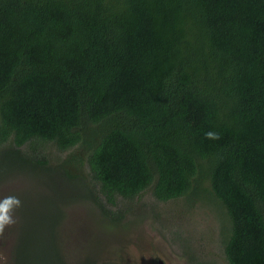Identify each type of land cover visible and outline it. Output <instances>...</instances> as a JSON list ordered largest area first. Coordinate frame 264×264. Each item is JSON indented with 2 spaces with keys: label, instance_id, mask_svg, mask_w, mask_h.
Segmentation results:
<instances>
[{
  "label": "trees",
  "instance_id": "obj_1",
  "mask_svg": "<svg viewBox=\"0 0 264 264\" xmlns=\"http://www.w3.org/2000/svg\"><path fill=\"white\" fill-rule=\"evenodd\" d=\"M19 173L112 222L203 203L225 263L264 264V0H0V188ZM15 210L13 264H70L62 209L32 232Z\"/></svg>",
  "mask_w": 264,
  "mask_h": 264
},
{
  "label": "rangeland",
  "instance_id": "obj_2",
  "mask_svg": "<svg viewBox=\"0 0 264 264\" xmlns=\"http://www.w3.org/2000/svg\"><path fill=\"white\" fill-rule=\"evenodd\" d=\"M52 152L64 154L55 148ZM39 177L31 173L10 175L8 184L0 188V204L17 191L12 197L19 204L6 205V214L18 208L29 232L37 229L40 221L49 225L53 213L57 215L58 207L62 209L54 236L70 264H198L197 260L217 264L223 260L227 264L220 242L223 221L210 206L199 202L190 206L184 197L161 203L148 193L138 201L126 200L128 213L122 220L112 222L91 200L69 197L72 186L62 182L61 176L57 190ZM39 212L44 216L40 217ZM10 217L12 222L0 229V264H13L16 231ZM44 233L50 239V232ZM195 256L197 259L191 261L190 257ZM159 259L162 263L157 262Z\"/></svg>",
  "mask_w": 264,
  "mask_h": 264
},
{
  "label": "clouds",
  "instance_id": "obj_3",
  "mask_svg": "<svg viewBox=\"0 0 264 264\" xmlns=\"http://www.w3.org/2000/svg\"><path fill=\"white\" fill-rule=\"evenodd\" d=\"M15 203L19 204V200L14 197L5 198V202L0 204V229L4 227L5 224H9L12 222L11 217L6 215V205Z\"/></svg>",
  "mask_w": 264,
  "mask_h": 264
},
{
  "label": "flooded vegetation",
  "instance_id": "obj_4",
  "mask_svg": "<svg viewBox=\"0 0 264 264\" xmlns=\"http://www.w3.org/2000/svg\"><path fill=\"white\" fill-rule=\"evenodd\" d=\"M56 232H58V231H56ZM60 255H63V254H60ZM152 255H153V254H152ZM157 262H158V263H162V259L157 260Z\"/></svg>",
  "mask_w": 264,
  "mask_h": 264
}]
</instances>
